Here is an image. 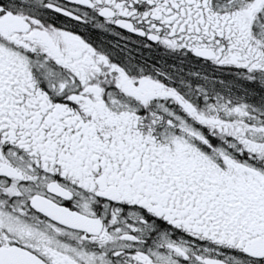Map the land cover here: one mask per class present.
Returning a JSON list of instances; mask_svg holds the SVG:
<instances>
[{
	"label": "snow or ice",
	"instance_id": "obj_1",
	"mask_svg": "<svg viewBox=\"0 0 264 264\" xmlns=\"http://www.w3.org/2000/svg\"><path fill=\"white\" fill-rule=\"evenodd\" d=\"M0 264H264V0H0Z\"/></svg>",
	"mask_w": 264,
	"mask_h": 264
}]
</instances>
